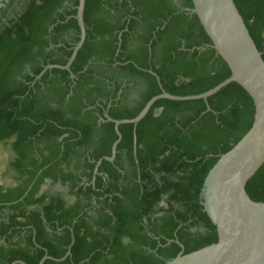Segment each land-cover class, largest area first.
I'll list each match as a JSON object with an SVG mask.
<instances>
[{"label": "trees", "instance_id": "1", "mask_svg": "<svg viewBox=\"0 0 264 264\" xmlns=\"http://www.w3.org/2000/svg\"><path fill=\"white\" fill-rule=\"evenodd\" d=\"M12 1L0 8V144L14 154L15 180L0 184V264L45 255L43 264H165L216 242L202 189L252 125L239 84L206 101L156 100L135 126L119 125L114 159L104 158L117 139L105 114L133 118L162 91L199 94L230 75L192 1L85 0L86 38L70 71L39 78L71 55L78 0H25L3 23ZM233 1L264 60V0ZM65 32L72 44L46 51ZM47 179L73 199L39 193ZM245 189L264 203V163Z\"/></svg>", "mask_w": 264, "mask_h": 264}, {"label": "water", "instance_id": "2", "mask_svg": "<svg viewBox=\"0 0 264 264\" xmlns=\"http://www.w3.org/2000/svg\"><path fill=\"white\" fill-rule=\"evenodd\" d=\"M191 1L192 12L210 38L211 46L227 64L230 75L199 94L181 96L162 91L151 97L133 118L117 120L105 114L106 119L114 123L117 139L112 144L111 155L104 158L114 159L121 140L119 125L130 123L135 126L156 100L206 101L227 84H239L253 101L252 125L230 150L217 159L206 176L202 189V204L216 228L217 241L189 253L181 252L165 264H264V203L252 200L245 189L248 180L264 163V60L233 0ZM5 2L6 0H0V8ZM84 5L85 0H78L75 18L79 26V39L67 62L64 65H46L36 78L49 68L70 71L86 38ZM101 161L99 159L96 162L97 167ZM68 254L69 251L57 260L64 259ZM48 258L51 257L43 256L38 264H43ZM17 263L25 264L20 260L11 264Z\"/></svg>", "mask_w": 264, "mask_h": 264}, {"label": "rangeland", "instance_id": "3", "mask_svg": "<svg viewBox=\"0 0 264 264\" xmlns=\"http://www.w3.org/2000/svg\"><path fill=\"white\" fill-rule=\"evenodd\" d=\"M25 0H13L12 1V8H10L9 12L14 13L12 15H15L18 13L22 7L24 6ZM9 0H6L5 3H8ZM6 6V4H4ZM134 96L136 94L134 93ZM13 155L10 150V147L8 145H1L0 144V184L4 185H12L15 183V180L13 178V175L10 171V169L7 166V162L12 159ZM44 190L47 192H51L52 194L55 193H61L63 196H65L68 200H72V196L69 195L67 187H63L61 185H53L52 183H48L45 185Z\"/></svg>", "mask_w": 264, "mask_h": 264}, {"label": "flooded vegetation", "instance_id": "4", "mask_svg": "<svg viewBox=\"0 0 264 264\" xmlns=\"http://www.w3.org/2000/svg\"><path fill=\"white\" fill-rule=\"evenodd\" d=\"M10 1V0H9ZM12 6H13V4H12ZM12 6L10 5L9 6V9H8V12H7V14H6V16H4L3 18H2V21L1 22H3V23H7L9 20H11V19H14V18H16L17 17V15H19V13L22 11V9L18 12V13H16L15 15H12L13 13H14V11H13V13L11 12H9V10H10V8H12ZM69 6V3H67V2H65L64 3V8H66V7H68ZM23 8V7H22ZM79 39V38H78ZM78 41V40H77ZM64 42H67V43H69V44H72V32H65L63 35H61L59 38H58V43H53V42H49V44H48V46H47V48H46V51H50V50H52L53 52H54V55H56V56H59V55H61L60 54V52H58V50H57V48L58 47H61L62 45L64 46ZM75 44H76V42H75ZM74 44V45H75ZM73 45V46H74ZM72 49H73V47H72ZM136 98V96H134V93L133 92H131V94L127 97V99L128 100H132V99H135ZM9 146V145H8ZM10 147V146H9ZM12 152V151H11ZM12 155H14L13 153H12ZM11 171V170H10ZM11 173H12V175L14 176V173L11 171ZM14 178V177H13ZM48 183H52L51 182V180H49V179H47V180H45V182H44V184L43 185H41V187H40V190H39V193H42L43 191H45L44 190V187H45V185L46 184H48ZM2 185H4V184H2ZM13 185V184H12ZM12 185H10V186H12ZM53 185H61L60 183H56V184H53ZM5 187H8L9 185H4ZM62 186V185H61ZM48 194L49 195H52V193L51 192H48ZM65 197V196H64ZM66 198V197H65ZM67 199V198H66ZM73 199V198H72ZM68 200V199H67Z\"/></svg>", "mask_w": 264, "mask_h": 264}]
</instances>
